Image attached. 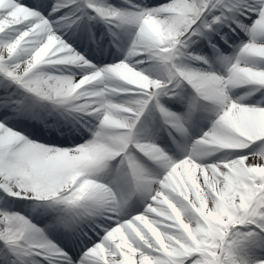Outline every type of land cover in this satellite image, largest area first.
Here are the masks:
<instances>
[{"label": "snow or ice", "instance_id": "6c2138e0", "mask_svg": "<svg viewBox=\"0 0 264 264\" xmlns=\"http://www.w3.org/2000/svg\"><path fill=\"white\" fill-rule=\"evenodd\" d=\"M131 7L106 0H0V191L51 212L49 227L62 228L71 244L50 238L23 214L0 209V264H264V106L229 96L240 85L264 89V68L257 67L264 61V0H168ZM253 15L250 26L241 22ZM85 16L115 28L134 25L127 57L146 56L165 79L151 78L127 58L92 65L57 34V25L70 29ZM233 25L250 40L234 61L219 57L230 64L226 75L179 62L183 57L207 64L190 46L204 41L219 52L216 41L227 43L220 29L234 31ZM57 66H75L84 74L76 79L44 70ZM184 83L195 93L189 115L202 100L215 106L216 116L185 157L173 160L157 144L140 142L134 130L153 103L166 125L185 134V118L159 101L177 96ZM118 93L135 98L113 102ZM29 96L94 115L93 139L65 149L9 126L17 122L10 118L24 115ZM133 149L163 174L154 178ZM219 150L237 154L200 162ZM117 157L122 174L111 186L97 182L94 177ZM137 195L145 197L143 210L126 215Z\"/></svg>", "mask_w": 264, "mask_h": 264}, {"label": "bare ground", "instance_id": "6f19581e", "mask_svg": "<svg viewBox=\"0 0 264 264\" xmlns=\"http://www.w3.org/2000/svg\"><path fill=\"white\" fill-rule=\"evenodd\" d=\"M48 3H51V0H48ZM133 5H139L141 8L146 7L145 4L143 2L140 3H135ZM53 19V23L56 24L57 22L55 21V18L52 17ZM95 21L97 22H101L102 27L98 29V35H100L104 40H105V44L107 45L108 49L111 51V49H113L111 51V54L109 52V54L106 56L107 58H111L113 57V55H119L121 58L130 60V61H136L135 57H127V49H126V45H124L123 43L126 40H129L128 43H130V41H132V39L134 38L135 32H136V27L134 25H128L125 26L123 28H117V29H110L109 25H106L102 20H100L99 18H95ZM79 25V24H77ZM74 25V26H77ZM94 25L96 26L97 24H82L80 25L81 27H87L90 26L92 28H95ZM67 29H65L63 26L57 25V31L61 32V31H65ZM105 30V31H104ZM70 31V30H69ZM68 31V33H69ZM69 37V35H67ZM70 38V37H69ZM104 58V57H103ZM102 58V59H103ZM145 59L147 61V63L144 64V66L142 67V69L144 71H146V73L152 75V78L156 79L159 78L161 79V77L156 71H155V62L149 60L146 56H142V59ZM98 64V62L96 63V65ZM106 66V65H104ZM101 66V67H104ZM210 70L211 72L218 74V75H224L223 71L225 70V68L227 66H230V64H225L223 61L221 62V68L219 69V60H213L210 64ZM212 66L214 68V70L212 69ZM257 67L258 68H264V61H257ZM45 71L51 72L53 74H64V72L66 73H70L72 76H74V78L79 79L81 75L79 74H84L83 71L75 66H57V68H45ZM69 74V75H70ZM103 87V85L101 84H96L93 87L95 88H100ZM111 86V85H110ZM240 89H244L245 91L242 92V94L239 93ZM253 86L251 85H240V86H236L233 87L229 90V96L233 99V100H239L241 103L243 104H257L259 103L258 100H256L254 98L253 95ZM264 89H261V91H263ZM132 93H118L116 96L112 97L113 102L116 103H124L132 98ZM39 100V98H35V97H26L25 100ZM49 106V108L52 109H61L64 110L61 107H54L51 104H47ZM47 106V107H48ZM207 109L209 110H200L198 115L201 116V122L199 123V128H210L211 127V123L212 121L215 119L216 116V112H215V106H208ZM69 115H71L72 113H81V112H68ZM81 114H86V113H81ZM211 114H215L214 118L212 121H207L205 119L204 116H210ZM95 118L94 115H91ZM182 117L185 118V128H188L192 131V121H191V115H189V109L182 115ZM96 119V118H95ZM16 120H20V122H23L24 120L21 119V117H17ZM97 121V119H96ZM13 124H9V126H11ZM15 125V124H14ZM98 127V121L97 124L94 128L90 127L89 128V138L84 142H88L91 139H93L94 137V132L97 130ZM137 133V138L140 140V142H155L156 140H160V136L146 130L142 123H139V125H136V128L134 130ZM207 131V130H205ZM205 131H201L199 134V136L193 138L192 140L190 139V135H188L187 133L185 134H177V142L181 143V147L178 149V152H182L183 154H181L180 156H176L175 157V151H171V154H168L169 157L172 156L173 160H179V159H183L185 157V155L187 154V152L191 149L192 144L199 139L203 132ZM54 133V132H53ZM163 138V137H162ZM164 139V138H163ZM83 143V144H84ZM164 146L167 147L169 149V147L167 146L166 142H163ZM82 145V144H81ZM180 145V144H179ZM258 147V146H257ZM255 147L254 150L257 148ZM65 149H71V148H65ZM135 150V149H133ZM233 157L232 155H229L227 150H219L216 152H212L208 155H204L202 157L199 158L200 162L202 163H213L216 162L218 160H222L225 157ZM116 164L111 165L110 167H108L109 165H107L100 173H98L94 179L97 180V182L100 183H105V184H109L111 186V182L113 181L112 178H117L119 175L122 174L123 171V166H121L120 161L117 160L115 161ZM152 163V162H151ZM146 167V166H145ZM147 170L149 171V173L154 177V178H159L162 174H163V168L162 171L159 169V166L154 164L152 166H148L146 167ZM121 186H123V182H121ZM144 203H145V197L141 196V198H137L135 199V202L129 207L128 205L126 206V208L124 209V212L126 215H135L138 212H141L144 208ZM22 209L24 211H27L26 205H24L22 207ZM53 214L49 212V218L52 219ZM57 229V231H61V228L55 227ZM46 231H48L49 237L50 238H55L58 237L57 235H55L54 237L51 236V232L50 230L46 229ZM60 239H63L62 237H59ZM257 254V253H256ZM258 255V254H257Z\"/></svg>", "mask_w": 264, "mask_h": 264}, {"label": "rangeland", "instance_id": "374dc122", "mask_svg": "<svg viewBox=\"0 0 264 264\" xmlns=\"http://www.w3.org/2000/svg\"><path fill=\"white\" fill-rule=\"evenodd\" d=\"M167 1H168V0H167ZM116 7H117V6H116ZM119 8H121V7H119ZM254 19H255V16L252 18L251 22H252ZM251 22H250V24H251ZM140 63H143V61L141 60Z\"/></svg>", "mask_w": 264, "mask_h": 264}]
</instances>
